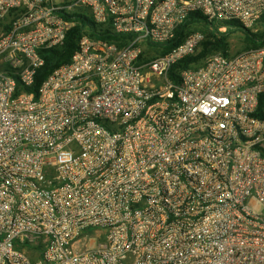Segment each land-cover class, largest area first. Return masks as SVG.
Masks as SVG:
<instances>
[{
    "label": "built area",
    "instance_id": "obj_1",
    "mask_svg": "<svg viewBox=\"0 0 264 264\" xmlns=\"http://www.w3.org/2000/svg\"><path fill=\"white\" fill-rule=\"evenodd\" d=\"M194 11L253 28L264 0H0V264H264V45L170 76ZM81 13L126 38L33 88Z\"/></svg>",
    "mask_w": 264,
    "mask_h": 264
},
{
    "label": "trees",
    "instance_id": "obj_2",
    "mask_svg": "<svg viewBox=\"0 0 264 264\" xmlns=\"http://www.w3.org/2000/svg\"><path fill=\"white\" fill-rule=\"evenodd\" d=\"M76 17L79 20L78 23L68 31L61 45L40 50V54L44 59V64L38 68L35 74V79L32 84L33 88L37 89L48 73L70 59L71 54L78 46V40L82 33L88 31V33L95 38L107 40H120L126 38V36L112 33L109 29L102 30L98 28L94 21L84 13L76 14ZM260 24H262V26L249 28L237 21H208L202 13L198 11L191 12L178 26L174 37L169 42L161 45L162 52L164 53L176 46L182 41L186 34L196 30L198 26L205 34V39L194 53L185 56L180 61L173 64L169 75L173 76L182 69L204 63L206 57L213 53L230 54V52H228V38L229 34L234 31H238L243 35V40L245 42L244 49L264 45V14L262 15ZM194 26L197 27L194 28ZM222 26L226 27L225 30H220ZM122 43L123 42H121V44ZM259 101V111H262L264 109V94L260 95Z\"/></svg>",
    "mask_w": 264,
    "mask_h": 264
},
{
    "label": "rangeland",
    "instance_id": "obj_3",
    "mask_svg": "<svg viewBox=\"0 0 264 264\" xmlns=\"http://www.w3.org/2000/svg\"><path fill=\"white\" fill-rule=\"evenodd\" d=\"M258 26H262V24H259V25L257 24L253 28L258 27ZM196 27L197 26H194V28H196ZM196 30H200L199 26L196 28ZM244 47H245V42L243 40V35L240 32L234 31V32L229 34V38H228V52L236 53L238 51L243 50Z\"/></svg>",
    "mask_w": 264,
    "mask_h": 264
}]
</instances>
